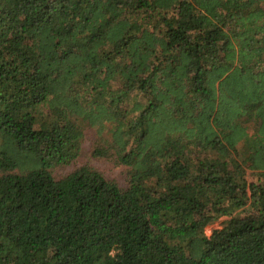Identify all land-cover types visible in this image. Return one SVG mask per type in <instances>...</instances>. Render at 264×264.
Masks as SVG:
<instances>
[{
  "label": "trees",
  "instance_id": "obj_1",
  "mask_svg": "<svg viewBox=\"0 0 264 264\" xmlns=\"http://www.w3.org/2000/svg\"><path fill=\"white\" fill-rule=\"evenodd\" d=\"M0 264H264V0H0Z\"/></svg>",
  "mask_w": 264,
  "mask_h": 264
},
{
  "label": "rangeland",
  "instance_id": "obj_2",
  "mask_svg": "<svg viewBox=\"0 0 264 264\" xmlns=\"http://www.w3.org/2000/svg\"><path fill=\"white\" fill-rule=\"evenodd\" d=\"M93 139V133L91 130L86 129L84 131L83 140L81 142V150L78 157L69 164L57 166L52 169V174L55 178H60L74 169L82 166L89 165L100 171L106 178L114 180L119 186H126V167L121 164L113 162L111 159L94 158L89 153L91 141ZM224 217L220 218L217 222L208 225L205 228L206 235L210 234L212 228L219 227V223Z\"/></svg>",
  "mask_w": 264,
  "mask_h": 264
}]
</instances>
